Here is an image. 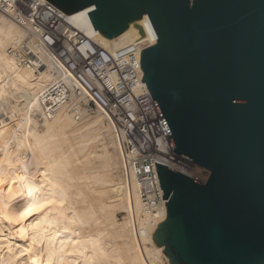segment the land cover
<instances>
[{
    "label": "water",
    "instance_id": "water-1",
    "mask_svg": "<svg viewBox=\"0 0 264 264\" xmlns=\"http://www.w3.org/2000/svg\"><path fill=\"white\" fill-rule=\"evenodd\" d=\"M89 8L116 50L149 34L139 68L175 152L201 182L156 163L167 215L151 239L171 264H264V0H47Z\"/></svg>",
    "mask_w": 264,
    "mask_h": 264
},
{
    "label": "bare ground",
    "instance_id": "bare-ground-1",
    "mask_svg": "<svg viewBox=\"0 0 264 264\" xmlns=\"http://www.w3.org/2000/svg\"><path fill=\"white\" fill-rule=\"evenodd\" d=\"M88 10L73 13L83 26L92 25L81 17ZM24 37L0 13V103L14 101L0 106L11 118L0 124V264H171L151 239L167 211L143 213L108 115L77 119L63 108L43 116L38 92L55 75L18 62L10 48Z\"/></svg>",
    "mask_w": 264,
    "mask_h": 264
},
{
    "label": "built area",
    "instance_id": "built-area-1",
    "mask_svg": "<svg viewBox=\"0 0 264 264\" xmlns=\"http://www.w3.org/2000/svg\"><path fill=\"white\" fill-rule=\"evenodd\" d=\"M88 12H81L83 20L90 19ZM0 13L25 30V37L10 48L18 62L34 72L55 75L38 92L43 116L51 118L63 108L77 119L98 109L108 115L122 142L126 166L137 177L145 215L166 209L156 163L208 181L209 169L173 151L153 97L141 81L140 51L155 44L157 37L147 35L112 51L100 43L91 19L92 25L83 26L77 14L67 16L47 0H0ZM143 19L153 26L148 14ZM10 119L0 114V124Z\"/></svg>",
    "mask_w": 264,
    "mask_h": 264
},
{
    "label": "rangeland",
    "instance_id": "rangeland-1",
    "mask_svg": "<svg viewBox=\"0 0 264 264\" xmlns=\"http://www.w3.org/2000/svg\"><path fill=\"white\" fill-rule=\"evenodd\" d=\"M7 100V99H6ZM1 102V101H0ZM4 103V104H3ZM3 103H0V106H2L3 108H11L14 101L8 100V101H3ZM3 104V105H2ZM2 107H0L2 109ZM118 139V138H117ZM122 213L119 214V217H122Z\"/></svg>",
    "mask_w": 264,
    "mask_h": 264
}]
</instances>
